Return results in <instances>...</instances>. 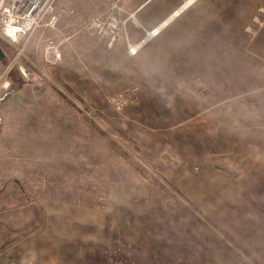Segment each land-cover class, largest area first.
Masks as SVG:
<instances>
[{"label": "rangeland", "instance_id": "rangeland-1", "mask_svg": "<svg viewBox=\"0 0 264 264\" xmlns=\"http://www.w3.org/2000/svg\"><path fill=\"white\" fill-rule=\"evenodd\" d=\"M184 1L123 0V18L136 14L141 26L128 21L130 41L138 43ZM61 3L75 15L35 36L19 60L0 42V99L8 98L0 106V167L32 169L33 184L72 186L48 194L84 206L111 201V247L126 248L128 264L139 256L117 244L120 221L142 247L141 233L154 236V264H197L214 236L228 246L230 264H264V255L258 259L206 218L173 182L182 170L200 168L240 178L245 195L235 236L248 238L256 219L264 228V143L254 150L258 140L249 138L264 128V0H198L136 56L125 39L108 48L76 34L107 9L105 0ZM59 38H69L63 60L50 66L45 43Z\"/></svg>", "mask_w": 264, "mask_h": 264}, {"label": "crops", "instance_id": "crops-1", "mask_svg": "<svg viewBox=\"0 0 264 264\" xmlns=\"http://www.w3.org/2000/svg\"><path fill=\"white\" fill-rule=\"evenodd\" d=\"M188 1L185 0L175 10L177 12L183 7L175 18L169 20L174 11L161 25L166 21L167 25L171 23L198 0H192L185 6ZM133 23L140 27L136 14ZM6 96L7 93L1 97L0 106L6 103ZM262 135L264 128L254 131L249 137L255 136L258 140L254 150L260 149L259 145L264 143ZM12 164V167L10 163L9 167H0V264H128L124 258L128 255L126 248L111 247L113 242L108 227L117 222L111 201L108 206L91 207L82 205L70 196L49 195V191L63 193L75 188L33 184L32 176L36 173L32 169ZM173 182L206 218L227 230L234 238L246 242L247 246L250 245L258 259L264 255V228L257 229V219L255 227L249 229L248 238L235 236L241 232L236 208L241 207V200L244 199L241 197L245 195L241 193L240 178L235 181L213 168H200L196 171L182 170ZM118 224L122 238L119 237L117 244L133 246L139 256L135 260L137 264H154V236L145 237L141 233L142 247L139 238L133 240L122 221ZM224 243L222 237H212L205 252H198L200 258L197 264H230V254Z\"/></svg>", "mask_w": 264, "mask_h": 264}, {"label": "built area", "instance_id": "built-area-1", "mask_svg": "<svg viewBox=\"0 0 264 264\" xmlns=\"http://www.w3.org/2000/svg\"><path fill=\"white\" fill-rule=\"evenodd\" d=\"M105 1L107 9L78 25L76 34L95 39L108 48L125 39L129 55L136 56L145 45L161 33L159 26L145 31V36L138 43H132L127 23L131 19L132 22L135 21V14L124 19L121 7L123 0ZM61 2L62 0H0V42L3 41L16 49V61L24 55L35 36L58 31L66 18L75 15L73 9L63 7ZM68 40L69 38H59L46 41L47 64L56 66L62 62L63 45ZM20 71L23 77L30 80L32 73L26 72L22 66ZM9 85L7 83L5 88L8 89Z\"/></svg>", "mask_w": 264, "mask_h": 264}, {"label": "bare ground", "instance_id": "bare-ground-1", "mask_svg": "<svg viewBox=\"0 0 264 264\" xmlns=\"http://www.w3.org/2000/svg\"><path fill=\"white\" fill-rule=\"evenodd\" d=\"M192 0H190V1H188L187 2V4L185 5V6H187L190 2H191ZM182 9H183V7L182 8H180L177 12L175 11V14L169 19V20H172L173 18H175L181 11H182ZM166 20H168V19H166ZM135 22V21H134ZM167 21L166 22H164L162 25H160V30H162L163 28H165L166 27V25H167ZM141 47V46H140Z\"/></svg>", "mask_w": 264, "mask_h": 264}, {"label": "trees", "instance_id": "trees-1", "mask_svg": "<svg viewBox=\"0 0 264 264\" xmlns=\"http://www.w3.org/2000/svg\"><path fill=\"white\" fill-rule=\"evenodd\" d=\"M224 247H225V249H226L227 251H229V248H228L227 245L224 244ZM238 247H239L240 249H242L240 246H238ZM248 257L251 258L252 260H254V261L256 262V259H255L251 254H249ZM231 261H232V260H231ZM231 264H234L233 261H232Z\"/></svg>", "mask_w": 264, "mask_h": 264}, {"label": "water", "instance_id": "water-1", "mask_svg": "<svg viewBox=\"0 0 264 264\" xmlns=\"http://www.w3.org/2000/svg\"><path fill=\"white\" fill-rule=\"evenodd\" d=\"M6 60V56L2 49L0 48V62H4Z\"/></svg>", "mask_w": 264, "mask_h": 264}]
</instances>
